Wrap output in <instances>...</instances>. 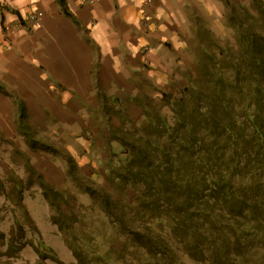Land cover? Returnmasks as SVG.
Masks as SVG:
<instances>
[{"label": "trees", "instance_id": "16d2710c", "mask_svg": "<svg viewBox=\"0 0 264 264\" xmlns=\"http://www.w3.org/2000/svg\"><path fill=\"white\" fill-rule=\"evenodd\" d=\"M58 2L73 19L67 1ZM253 7L257 21L249 28L239 24L232 51L237 58L228 56L227 69L219 70L223 80L235 75L220 88L218 82L207 89L191 83L173 104L171 121L158 114L120 131L113 141L129 160L111 171L112 189L84 187L129 246L144 249L158 264L173 254L172 243L201 264H247L248 246L257 237L264 243V3L253 0ZM242 12L249 13L242 8L237 14ZM0 92L16 102L17 127L37 148L24 101L1 79ZM65 155L72 175L76 162ZM39 178L48 199L50 193L56 197ZM115 189L133 196L124 203L114 199ZM229 233L237 238L227 240ZM262 242L253 253L264 250Z\"/></svg>", "mask_w": 264, "mask_h": 264}, {"label": "rangeland", "instance_id": "374dc122", "mask_svg": "<svg viewBox=\"0 0 264 264\" xmlns=\"http://www.w3.org/2000/svg\"><path fill=\"white\" fill-rule=\"evenodd\" d=\"M257 1L264 3V0ZM242 8L248 10L247 16L244 12L240 16L237 14ZM253 15L256 13L253 0H250L246 5L226 3L225 18L220 21L195 18L177 54L179 65L174 68L172 79L161 83L160 89L155 88L152 96L141 95V120H129L121 108L114 105L116 99L99 97L101 107L98 110L87 108L86 130L69 134L55 126L32 128L35 149L29 147V138L18 127L12 139L2 137L0 165L7 173L0 172L4 187L0 189V264H144L145 260H149L148 264H158L144 249L129 246L118 226L100 210L97 200L86 193L84 187L112 189L111 171L122 169L129 160L118 142L111 143L120 131L141 127L146 117L154 118L158 114L171 121L173 104L191 83L207 89L211 88V83L218 82L220 88L229 76L235 75L229 72L223 80L219 70L222 66L227 69L231 58L228 56L237 58L232 52H237V29L241 22L244 28L256 22ZM90 121L105 129L106 137L105 133L96 131L95 138ZM9 148L11 162H5ZM66 153L77 165V168L72 167V175ZM39 176L51 190L58 192L56 197L50 193L48 199L40 186ZM112 192L114 199L124 203L133 196L132 192L125 194L116 189ZM227 237L229 241L237 238L233 233ZM260 242L257 237L248 246L253 249L245 257L247 264H264V250L253 253L257 246L263 247ZM172 248L173 254L159 257V264H201L183 252L181 246L172 243Z\"/></svg>", "mask_w": 264, "mask_h": 264}, {"label": "crops", "instance_id": "0c3cea01", "mask_svg": "<svg viewBox=\"0 0 264 264\" xmlns=\"http://www.w3.org/2000/svg\"><path fill=\"white\" fill-rule=\"evenodd\" d=\"M66 1L73 19L58 0H0V79L24 101L32 128L70 134L86 130L87 108L98 110L99 97L116 99L129 120H141V95L172 79L194 19L220 21L226 3L250 0ZM34 10L37 21L28 17ZM18 111L0 92V153L2 137L17 133ZM90 122L95 138L105 133ZM0 172L7 170L0 165Z\"/></svg>", "mask_w": 264, "mask_h": 264}, {"label": "built area", "instance_id": "2783aa9c", "mask_svg": "<svg viewBox=\"0 0 264 264\" xmlns=\"http://www.w3.org/2000/svg\"><path fill=\"white\" fill-rule=\"evenodd\" d=\"M150 2V0H147V2L145 4H148ZM40 15V12L38 10H34L33 12H31L30 14H28V17L30 18V20L32 21H37L38 17Z\"/></svg>", "mask_w": 264, "mask_h": 264}]
</instances>
